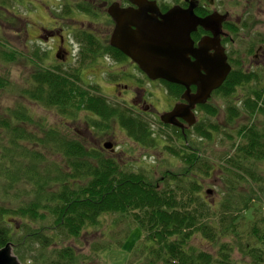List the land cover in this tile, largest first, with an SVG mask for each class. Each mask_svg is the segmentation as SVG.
<instances>
[{"label": "trees", "instance_id": "trees-1", "mask_svg": "<svg viewBox=\"0 0 264 264\" xmlns=\"http://www.w3.org/2000/svg\"><path fill=\"white\" fill-rule=\"evenodd\" d=\"M66 7L67 13L76 9L97 20L103 19L101 13L93 11L96 7L93 2L72 0ZM71 32L80 46L81 64L66 71L59 66L42 65V57L37 51L25 55L31 66L33 63V69L28 84L21 87V95L56 110L63 119H78L83 112H91L89 119H85L98 130L112 128L117 122L136 142L145 147L158 145L147 118L128 106L112 103L98 87L81 83L84 64L106 55L123 60L125 55L89 29L79 26ZM21 56L24 57V53L11 49L0 39V64L17 61ZM2 74L0 72V88L8 89L12 82L9 75ZM255 78L252 71L233 69L213 94L218 93L224 98L236 91L237 86L249 84ZM162 81L169 93L177 98L184 89L180 84ZM227 105L237 113L247 112L254 120L249 125H236L239 143L235 154L229 156L228 166L224 167L228 171L227 180L231 182L227 190L236 195V206H222L232 210H220L221 204L215 208L202 195L194 194L200 188L194 179L190 187L185 186V190L190 189L193 195L184 192L179 195V191L170 185L172 177L176 178L170 170L152 179L147 169L122 168L117 161L101 155L98 149L87 146L68 132L48 126L42 120L35 121L22 102H17L13 108L6 107L8 111L0 110V188L5 189L0 191V198L5 203L0 205V246L12 242L18 255L28 251L34 241L47 248L57 243L60 235L78 237L89 227H99L109 214L118 213L119 220H133V226L137 225L143 232L134 253L145 250L148 264H241L235 257L236 252L241 258L246 256L250 264H264L262 206L260 202H256L258 206L251 203V196L246 199V194L236 193L240 185L245 183L253 187L257 180L234 172L240 166L247 169L244 162H255L260 169L264 166V85L260 88L249 85L242 106L236 102ZM148 106L147 112L152 109ZM211 108L209 103L200 105L201 110L214 114L216 110L211 111ZM233 119L229 115L228 121ZM26 123L37 125L43 135L28 129ZM160 123L183 138L182 146L165 144V148L186 163L184 173L190 175L192 167L199 161L200 151L192 144L190 129L182 133L178 127ZM204 124L200 120L193 126L200 141L216 131V125L206 127ZM30 141L59 151L63 165L48 160L42 165L47 155L44 157L37 148L26 144ZM193 176L197 174L193 173ZM161 182L166 187L160 186ZM9 214L14 215L10 217L14 226L6 221ZM203 215L209 217L203 219ZM212 215L220 217L215 219ZM227 217L231 219L230 223L225 221ZM38 222L42 224L33 225ZM131 230L120 237L121 243L129 238ZM197 235L216 247L215 252L190 245L192 237ZM26 243H29L28 247L24 246ZM48 253L45 256L42 252L36 260L42 264H77L78 253L73 246H52Z\"/></svg>", "mask_w": 264, "mask_h": 264}, {"label": "rangeland", "instance_id": "rangeland-1", "mask_svg": "<svg viewBox=\"0 0 264 264\" xmlns=\"http://www.w3.org/2000/svg\"><path fill=\"white\" fill-rule=\"evenodd\" d=\"M68 2L71 1L0 0V39L10 45L11 49L24 53V57L21 56L17 61L0 64V72L6 77L9 75L12 82L8 89L0 88V110L2 112L8 111L6 107L13 108L17 102H22L28 107V111L35 121L42 120L48 126L57 128L62 132H68L70 136L77 137L87 146L98 149L97 152L101 155L111 160L114 159L126 170H138L139 167L140 170L147 169L152 179L154 177L159 178L165 170H170L176 175V178L172 177V184L170 185L179 191V195L183 192L193 195L190 189L185 190V186L190 187L191 181L194 179L193 181L200 184V188L194 194L199 193L215 208L221 204L220 210H232L225 209L223 204L235 208L236 195L230 194L231 192L227 190V185L231 182L227 180L228 171L224 167L228 166L229 156L235 154L239 143L240 138L236 134V125H249L254 120L250 118L247 112L237 113L227 104L236 102L238 106H242L243 99L249 93V85L258 88L264 85V56H254L255 47L253 45L256 43L257 47L259 43L264 42V0H218L223 8L232 7L235 11L234 18H240L241 21V28L237 31L234 45L231 48V62L235 69L241 68L244 72H254L256 78L249 84L237 86L236 91L230 94H223L224 98L218 93L212 94L206 103L212 106L211 111L216 110L214 114L197 108V122L202 120L206 127L211 124L216 125V131H213L211 137H205L200 141V138L195 135L193 126L188 128L193 139L192 144L200 148L198 152L199 161L192 167L190 175L184 173L186 163L165 148V144L182 146L183 138L178 133L175 135L170 127L162 125L159 118L160 114L174 105L176 98L169 93L162 80L152 79L151 83H147L145 75L140 72L138 67L134 69L131 64L116 61L109 55L101 56L82 66L81 83L98 87L100 93L116 105H123L124 103L127 105L128 101L125 98H129L130 95L128 87V90L122 89V86L116 88L115 83H129L145 90L144 98L147 104L142 102L138 111L131 109L149 120L152 130L155 132V139L158 141V145L155 146L145 147L136 142L133 137L127 134L126 129L117 122L112 128L104 131L88 125L85 118L89 119L88 116H91V112H83L78 119H63L56 110H51L41 102L31 101L21 95V87L28 84L33 69V63L31 66L30 60L25 55L30 56V53L37 51L38 55L42 57V65L59 66L63 70L70 71V67L78 66L82 61L80 46L71 32L74 27L83 26L102 39L109 40L113 28L109 25L105 12L101 13L102 20H97L76 9L67 13L68 7L66 5ZM165 2L171 4L172 0H165ZM56 28L63 34L64 45L69 51L66 55V61L57 57V44L61 40L59 36L48 37L47 39L39 36V32L43 29L53 30ZM140 93L142 92L140 91ZM118 94L122 95L117 97ZM148 104L152 106L149 112H147ZM229 115L234 118L232 122L228 121ZM2 116L4 115L2 114ZM25 126L31 131L34 130L39 136L43 135L42 131L39 132L37 125L26 123ZM228 132L232 136H229ZM104 141L113 142L114 150L102 148ZM26 144L37 148L44 157L47 155V159H43L41 162L42 165L47 160L61 164V153L56 149H46L43 147L45 144L36 141L26 142ZM244 163L248 168L243 166L235 168V174L257 181L253 183V187H249L245 183L240 185L236 193L246 194V199L251 196L255 202H250L256 206L260 202L264 212V166L260 169L256 167L255 162ZM193 173H196L197 176L194 177ZM163 185L164 183L161 182L160 186L166 187V184ZM206 190L209 192L207 193ZM0 191L4 192V187L0 188ZM254 193L256 195H253ZM2 200L0 198V205L5 204ZM249 213H251L250 210ZM109 215L105 217L99 227H89L78 237L65 238L60 235L57 243L47 248L34 241L33 244L30 243L32 245L29 246L28 251H22L21 255L15 253L12 244L13 253L18 257L20 264H42L36 260L42 252L46 256L52 246L70 245L78 253L77 264H148L149 258L145 250H141L139 254L134 253L135 245L138 244L143 235L141 229L137 225L133 226V220L127 218L119 220L118 213ZM7 216L6 214L5 217ZM212 216L215 219L220 217V215ZM246 216L249 217L250 215ZM10 217H14V215L9 214V219L6 221L14 226ZM208 217L209 215H203V219ZM225 221L230 223L231 219L227 217ZM41 224V222L33 223L37 227ZM16 228L18 229V227ZM130 230L129 238L121 243L122 238L120 237ZM57 234L60 233L57 231ZM189 244L197 249H204L212 253L216 250V247L199 235L192 237ZM28 245L29 243H26L24 246L28 247ZM235 257L241 264H250L246 256V258H241L236 252Z\"/></svg>", "mask_w": 264, "mask_h": 264}, {"label": "water", "instance_id": "water-1", "mask_svg": "<svg viewBox=\"0 0 264 264\" xmlns=\"http://www.w3.org/2000/svg\"><path fill=\"white\" fill-rule=\"evenodd\" d=\"M130 1L137 8H123L118 2L108 6L107 13L115 22L109 43L130 57L150 79H164L185 87L181 94L185 101L176 102L171 110L160 114V120L183 128V119L191 126L196 121V104L206 102L231 70L216 37L225 15L200 17L193 11V0L187 8L175 5L165 12L160 11L156 0ZM199 25L212 29L214 35L201 38L195 46L191 32ZM210 48H214L213 53H209ZM57 57L64 59L65 55L57 53ZM192 84L197 85L195 92L191 91ZM112 145L111 141L103 143L108 149ZM12 246V242L0 246V264H20Z\"/></svg>", "mask_w": 264, "mask_h": 264}, {"label": "flooded vegetation", "instance_id": "flooded-vegetation-1", "mask_svg": "<svg viewBox=\"0 0 264 264\" xmlns=\"http://www.w3.org/2000/svg\"><path fill=\"white\" fill-rule=\"evenodd\" d=\"M69 1H72V0H69ZM75 1H77V2H79V1L93 2L96 5V7L93 8V11L97 12V13L99 12L102 14H103V12H105V14L107 15L106 19L108 20V23H109V25L112 26V28H114V21L106 11L107 6L110 3L118 2L120 7H123V8H137V5L134 4L133 2H131L130 0H75ZM191 1L192 0H172L171 4H167L165 2V0H163V1L156 0L158 7H159L161 12H165L170 6H175V5H178L182 8H187L190 5ZM258 1H260V0H258ZM193 2L195 3L193 11L196 15H198L200 17H204V16L210 15L212 13H215L218 15H225L219 24V28H218L219 33L216 35V37L219 39L220 46L224 48L225 53L227 54V61L231 65L230 71H232L235 68L231 62V48L234 45L235 36L237 35V31L241 28L240 18L235 19L234 18V12L235 11L232 9V7L231 8H223L218 3V0H193ZM68 4H71V2H68ZM227 4L230 5L229 3H227ZM81 27H83V26H81ZM62 35L63 34L60 33V30L57 28L53 29V30L43 29L42 31L39 32V36H43L44 39H47L48 37H58V36L61 38V40L59 41V44H57V53L65 55V58L62 60L66 61L67 59H66V53L65 52L69 53V51L67 50V47L64 45V40L62 38ZM213 35H214V31L212 29H206V28H203L201 26H197V28L191 32V37L194 40L195 46L198 45V42L201 38H203L205 36L211 37ZM9 38H10V36H9ZM253 45L255 47L254 56H256V57L258 55L264 56V42L259 43L257 45V47H256V43H254ZM215 46L219 47L218 45H215ZM213 52H214V48H210L209 53H213ZM70 54H71V52H70ZM119 61H121L122 63L131 64L134 69H136V67H138L137 64L134 61H132L129 57H127L126 55H125L123 60H119ZM139 70L141 73H143L145 75V77L147 79L146 82L151 83L152 79H150L140 68H139ZM121 86L123 87L122 89H126V90L129 89L128 93L130 95L129 98H125V100L128 101V104L126 105L124 103L123 105L128 106L129 108H132V109H137V111H138L139 106L142 102L143 103L145 102V104H147L146 100L144 98V90L140 86L137 87L133 84H129V83L126 84V83H121V82L115 83L116 88H120ZM127 87H128V89H127ZM196 89H197V85L192 84L191 85V91L195 92ZM140 91L142 93H140ZM181 94H182V92H181ZM181 94L178 96V98L174 95V97L176 98L175 103L178 101H184L181 98ZM121 95L118 94L117 97H119ZM133 105H135V106H133ZM171 108H169L167 110H170ZM172 126H175V125H172ZM175 127H177V126H175ZM179 129L183 133L184 130L188 129V127H186V126H184L183 128L179 127ZM113 148H114V145H113Z\"/></svg>", "mask_w": 264, "mask_h": 264}, {"label": "bare ground", "instance_id": "bare-ground-1", "mask_svg": "<svg viewBox=\"0 0 264 264\" xmlns=\"http://www.w3.org/2000/svg\"><path fill=\"white\" fill-rule=\"evenodd\" d=\"M112 3H114V2H112ZM112 3H110L109 6H110ZM8 46H10V45H8ZM171 125H172V124H171ZM237 128H238V127H236V133H237ZM228 133L230 134L229 136H232L230 132H228Z\"/></svg>", "mask_w": 264, "mask_h": 264}]
</instances>
